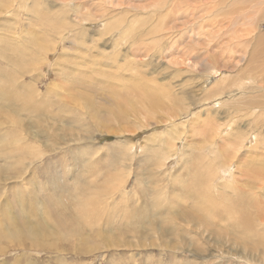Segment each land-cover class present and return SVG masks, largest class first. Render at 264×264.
<instances>
[{"label": "rangeland", "instance_id": "obj_1", "mask_svg": "<svg viewBox=\"0 0 264 264\" xmlns=\"http://www.w3.org/2000/svg\"><path fill=\"white\" fill-rule=\"evenodd\" d=\"M16 1L19 0H0V82H7V75L11 73L18 77L23 74L31 85L34 83L30 80L39 79L38 88L46 97L32 98V106L40 102L56 105L47 111L30 113L27 119L23 117L28 125L39 123L41 119L43 128L50 130L52 138L45 137L46 133L42 135L39 130L28 129L25 124L27 130L23 121L17 122L18 132L10 126L0 128V158L8 154L21 161L16 166L9 159L0 161V187L4 184L0 188V230L13 216L2 213L6 203H10L14 214H18L22 207L13 203L16 199L27 202L29 205H21H28V210L39 200L37 210L27 216L32 219L36 215L47 218L40 206L46 201L45 207L50 210L49 226L55 225L54 228L50 226L48 232H54L51 243L57 248L53 252L42 249L25 252L17 246L8 247L0 256V264H264V235L253 242V251L245 252L230 237L219 236L213 231L217 226L219 230L222 228L221 222L216 217L207 220L209 216L205 214L203 204H200L198 214L203 217L205 226L203 222L196 224L186 219L185 222L168 215L170 225L165 226H175L184 232L180 235L182 238L172 234L163 238L151 229L144 230L143 233L148 235L147 242L155 243L147 248L136 245L137 241L141 243L140 235L124 236L121 230L113 229L112 232L103 227L102 237L108 233L107 236L114 240H108L112 247L107 248L110 244L95 237L89 226L85 232L86 240L81 241L66 222L68 213L78 211V207L71 208L74 195L83 198L89 192L90 196L89 188L96 187L95 199L93 195L88 199V195L84 196L85 200L94 199L95 202L102 198L105 186L119 189L117 187L125 180L130 183L129 195L137 193L140 197L133 208H143L145 204L151 206L154 194L148 192L154 189L159 198L177 200L176 203L165 201L163 204L167 203V208L189 211L193 196L201 195L198 190L190 194L182 189L198 186L205 177L210 182L206 166L210 169L215 160L207 154L215 152L220 156L216 158H227L225 152L232 147L230 141H222L232 133L227 127L240 128L241 138L252 135L264 145V54L251 53L256 46L260 49L257 38L264 36V0H22L20 10ZM106 31H109L107 35ZM214 36L222 37L220 46L214 48L215 54H206ZM239 39L244 41L243 47L247 46L245 51L228 44L229 40L235 43ZM135 50L143 52L134 55ZM218 74L224 77L220 87L229 91L251 87L252 95L245 96L237 91L235 94L239 95L234 101L247 98L260 103L262 110L258 114L263 115L260 123L256 115L252 120L239 119L235 108L231 116L230 107L219 106V101L215 102L219 99L216 96L210 100L205 98L203 87L210 75ZM160 87L163 90L156 91ZM164 92L170 94V99L165 98ZM21 93L27 95L28 91ZM83 94L93 100L94 106L88 107L95 109L106 125L91 120L93 114L81 103ZM221 100L222 104L227 101L226 98ZM22 103V106L30 107L24 101ZM185 112L192 116L188 117ZM197 113L202 115L201 120L198 118L201 124L190 125ZM143 123L145 127H142ZM216 123L221 124L220 127ZM257 126L261 127L260 139L255 134ZM35 134L39 135L38 140L32 137ZM13 139H22L19 145H27L22 149L27 155L23 157ZM246 139L239 146H246L244 162L254 173L264 162V146L258 144L254 149L256 142ZM16 170L27 173L20 178ZM33 171L37 173L33 174ZM148 175L156 181L148 182ZM76 186L80 189L78 194H75ZM203 199L207 201L205 197ZM51 215L57 224L50 221ZM95 220L97 223H93L101 226L105 222L103 216L101 220L100 217ZM61 221L66 225L60 226V230L56 226L59 227ZM234 223L235 227H241L240 221L234 220ZM132 224L138 226L135 222ZM260 229L264 232V228H257V231ZM8 232L2 233L0 240ZM247 232L254 238L252 228ZM123 240L135 246H115ZM166 242L180 243L181 250H162L160 244Z\"/></svg>", "mask_w": 264, "mask_h": 264}, {"label": "bare ground", "instance_id": "obj_2", "mask_svg": "<svg viewBox=\"0 0 264 264\" xmlns=\"http://www.w3.org/2000/svg\"><path fill=\"white\" fill-rule=\"evenodd\" d=\"M244 1L251 2L252 0H244ZM38 2H39V0H38ZM66 2H67V0H66ZM66 2H65V4H67ZM20 4H21V6H20ZM16 5H18V10H20V8L22 7V0H19ZM19 6H20V8H19ZM20 15H21V13H20ZM109 31H106L105 35H107L109 33ZM236 32H237V30H236ZM236 35H237V33H236ZM247 35H248V33H247ZM238 36H240V35H238ZM248 37H250V36L248 35ZM221 38H222L221 36H218V37L214 36V38L211 41V43L213 42V45L211 43L208 44L205 53L206 54H210V53L215 54L214 48H219V46H220L219 40ZM249 40H250V38H249ZM242 42H244V41H242ZM242 42L240 41V39L236 40L235 43L232 42L231 40H229L228 44H229V46L241 47L242 49L244 48V51H245V48L247 46L243 47ZM34 43H35V46H37V42L34 41ZM232 43H234V44H232ZM236 43L237 44L239 43V44L236 45ZM257 43H260V46H261L260 49L258 50L257 46H256L254 48V50H252L251 53L263 55L264 54V36H259L257 38ZM38 46H40V45H38ZM131 49H133V48L131 47ZM142 52L143 51L137 52L135 50V52H133V53H134V55H138ZM246 53H247V51H246ZM249 53H250V51H249ZM212 69H214L213 66H212ZM1 74H2V70L0 68V75ZM221 74L209 76V81L206 83L205 88L203 87V89L205 90V91L203 90V92L205 93V98L207 100H210V99H212V97L216 96V98L217 97L219 98V99L215 100V102L219 101L218 105L220 104V105H226V106L230 107L229 111H231V116H232L234 108H235V110L239 113L237 115V117L239 119L247 117V118H250L252 120V117L256 115L257 121L260 123L261 119L263 118V115L261 113L258 114V112L262 110V105L260 103L255 102L251 99H247V98L242 99L240 102L234 101L235 97L239 95V94H235L237 91L243 92L245 96H247L246 94L252 95L253 93H252L251 87H239L238 90H231V91L227 90L226 88H222L220 86L222 85V83L224 81V77ZM16 75L13 73L8 74L7 75V82H2L3 84L0 82V128L5 129L6 126H10L13 129V131L18 132L19 127L17 125V122H19V121H23L24 122L23 127H25L27 129L26 125H28V124H26L23 117L25 119H27L26 117H29L30 113L34 115L39 110L47 111V109L49 107H51V109H53V105H56V104H52L50 102H49L50 104H44V102H40L39 104H35L32 106V101H31L32 98H35L38 95H42L44 98L46 97L45 95H43L41 93V90H39V88H38L39 79L30 80L31 82L34 83V85H31L28 82H26L25 76L23 74L21 75V77H18ZM98 82H101V80L98 79ZM12 85L15 86V89ZM157 88H159V87H157ZM22 90H27L28 94L26 95L25 93H21ZM162 90H163V88L160 87V89H158L156 91L160 92ZM143 94H144V91H143ZM165 95H166L165 98L170 99V94L168 92H164V96ZM222 98L227 99V101L223 102V104L221 103ZM1 99L9 100V101L5 102V101H2ZM91 100L92 99H89V95L83 94L82 99H81V103L86 107L85 108L86 111L93 114V115H90V116H92V118L90 117L91 120H93V121L95 120L98 123V125H102V126L106 125L103 121V117L102 116L98 117V115L95 113V109L88 107V106H94V103L92 102L93 100L92 101ZM22 101H24L26 104H29L30 107L27 108L26 106H22L23 105ZM172 102L175 103L176 100H172ZM259 105H261L260 108H259ZM19 107H21L22 110L19 109ZM41 111L39 112L40 115H42V113H43ZM217 111H219V110H217ZM4 112H6V113L4 116H2ZM80 113H82V112H80ZM184 114H186L188 117L192 116L187 112H185ZM56 115L57 114H55V116ZM198 115L195 116L196 119H193V117L191 118L193 120L190 121L191 122L190 125L191 124H195V125L201 124L200 120L202 117H200V116H202V115L201 114H198ZM171 118H172V116H171ZM171 118H169V119H171ZM174 118H175V116H174ZM198 118H200V120ZM191 119H189V120H191ZM209 124H212V123L210 122ZM217 124L218 123H216V125ZM220 125L221 124H218V127H220ZM145 126H146L145 124L142 125V127H145ZM181 126L186 128L182 122H181ZM210 126H208V127H210ZM29 128L39 130L40 133H42V135H44L46 133L45 137L50 136V130L48 132L47 131L48 128H47V130H45V128H43V126L41 124V119H40L39 123L29 124L28 129ZM232 128H234V127H232L231 125L226 128L227 131L231 130L232 133L229 134L228 138L222 139V141H225V142L230 141L232 144L231 150L228 152L227 151L225 152L226 154H228L227 158H224V156L221 159L216 158V157H220V156L216 155L215 152L214 153H212V152L210 153L209 151H208L209 153L207 152L208 153L207 157L210 159L214 158V160H215L214 163H212L213 165L210 167V169H209V165L206 166V167H208V169H207L208 173H206V175H210L209 176L210 182H209V180H206V177H205V181L202 180L201 182H198V184H199L198 186L194 185V186L185 187L187 183L185 184V186L183 185L185 187V189H182V190L185 193L192 194L198 190L199 194L201 195V196H197V195L193 196L192 206L188 208V209H190L189 211L185 210V211L180 212L179 208L178 209L167 208L166 204L168 202L176 203L177 200H176V202H174L175 200L173 201V200H168L167 198H165V199L159 198L160 196L156 195L157 193L154 192V191H156L154 189H150V192H148V194H151V193L154 194V197H151V198H154L153 204L151 206H150V204H149V206L147 204H145V206L143 208H139V209L133 208L134 204L138 203L140 197H139V194H137V193L134 195H129V193L127 191H128V187H129L130 183L127 180H125L123 183H121L122 184L121 186L117 187L119 189H114V187H110V186L106 187L105 186L106 191L105 192L103 191V195L101 194L102 198L98 199V201H95V202L93 201L95 199V196L93 194H95L94 190L96 189V187L94 189L92 187L89 188V186H88V188L91 189L90 194L94 196V199L92 201L84 199V196L86 197V195H88L89 192H88V194L87 193L84 194V196H83V192H81L80 195H82L83 198H81V197L77 198L76 195H74L75 198L73 199V201L71 203L69 202L70 204L73 205L72 207L70 205V207L72 209H75V208H73L74 206L78 207L77 212H70V213H68V215L66 217V222H68L70 224L69 228L72 230L74 236H77V239H80L81 241H85L86 240L85 232L88 229L87 227L89 226L90 229L92 228L93 232L90 230L89 231L94 233L96 235L95 237L102 238V239L106 240L107 242L109 239L113 240L107 236L108 233H106L105 236L102 237L103 233L101 231L102 230L101 227H103V230L107 229L108 231H112L113 229L114 230H121V234L124 236L128 235L130 233H134L135 234L134 236L140 235V239H138V240L141 243L138 244V241H137L136 245H139V247H141V248H145V247L147 248L149 246L153 247V246H155V243L152 244L150 242L149 243L147 242V236L148 235L146 236L143 233L144 230L151 229V232L155 231V233L157 235H159L160 237H163V238L168 236V235H171V234L175 235L176 237L182 238L180 235H181V233H184V232H181L175 226H168V227L165 226V225H170L169 223H167L168 217H169L168 215L176 216L173 218L174 219L176 218L177 220H178V218H180L184 221L186 219L189 222L199 224L200 222H203V217L198 214V212H200L199 206H200V204L201 205L203 204L204 205V212H205V214H208V216H209L207 218V220H211L210 218L216 217L221 222L220 226L222 228L220 230L218 229V226H217V228L216 227L213 228V231L216 234H218L219 236L225 235L226 237H230L233 240V242H235V244H237V246L239 245L241 248H243V250H245V252L253 251V248H254L253 242L259 240L258 238L260 236L264 235V232L263 231L261 232V229L259 231H257V228H264V181H263L264 179H260V178H264V162L260 165L259 169L254 170V173H253L252 168L247 167L245 162H244V157L246 155V148H245L246 146L245 145L239 146V144L243 141H247L246 138H248V140H249L248 142H251V143H253V141L256 142L254 149L258 148V144H260L261 146H264V145L259 143V141H257L255 139V137H253L252 135L245 136V137H243L244 139L241 138L240 136H241L242 132L240 131V128H238V129H232ZM260 128L261 127L257 126V129L255 131V134L257 133L256 136L259 139L261 138L260 133H259ZM2 129H0V131ZM50 129H52V125H51ZM217 129H219V128H217ZM221 129H223V128H221ZM180 130H181V128H180ZM205 130H206V128H205ZM220 131L221 130H219V132ZM4 133L9 134L8 132H4ZM31 133L32 132H30V134ZM130 133H133V132H130ZM182 133H184V132H182ZM220 133L222 134L224 132L221 131ZM215 135H217V134H215ZM218 135H219V133H218ZM18 136H21V135H18ZM32 137L36 140L37 138H39V135L35 134ZM221 137H225V136H221ZM21 140L13 139V141H15L17 143V147L21 151V154L24 157L27 154H24L22 149H24L27 145H25V144L19 145V143L22 142ZM125 144H128V146H129V143H125ZM170 145H172V144H170ZM220 145H221L220 147H222V144H220ZM124 146H126V145H124ZM220 147H219V151H220ZM33 148H35V147H33ZM10 150L12 152H14V149L12 147L10 148ZM221 150H222V148H221ZM147 151H149V149ZM7 159H9L12 164L15 163V164H13L14 166H16V164L21 162V161L19 162L18 160H16V158L14 156H11L8 154L4 155L3 159L0 158V161H4ZM24 160H26V159H24ZM225 161H228V163L224 164ZM40 162H38V164H40ZM219 162H222V163H219ZM160 165H162V164H160ZM23 166H25V165L23 164ZM164 169H165V167H164ZM20 170H24V169H20ZM14 171H12V172H14ZM30 171H32V170H30ZM161 171L163 172L164 170H161ZM17 172H19V173H16V175H18V177H20V178H23L24 174L27 173V171H25V172L17 171ZM165 172H166V170H165ZM35 173H37V172L33 171V174H35ZM150 174H152V173L150 172ZM13 175H15V174H13ZM63 175H64V172H63ZM6 176H7V174H6ZM99 177H101V176H99ZM20 178H18V179L20 180ZM25 178H26V176H25ZM148 179H149L148 182H151V183L156 181L151 177V175L148 177ZM199 179H200V177H199ZM23 181L26 182L25 179H23ZM21 182L19 181V183H21ZM107 183H110V182H107ZM3 185L1 187H3ZM133 186L135 187L134 184H133ZM133 186H132V188H133ZM165 186H167V185H165ZM10 187H9V189H10ZM20 187H22V186H20ZM41 187H43V186H41ZM85 187H87V186H85ZM199 187H201V188H199ZM107 189H111V191H107ZM79 190H80L79 187L76 186L75 194H78ZM83 190L84 189H82V191ZM157 190H159V189H157ZM9 191H12V190H9ZM17 191H18V188H17ZM85 192H86V188H85ZM161 193H159V194L162 195ZM8 194L11 195L10 193H8ZM117 194L119 196H117ZM91 195L90 196L88 195L86 199H88V197H92ZM143 196H145V195H143ZM98 197H99V195H98ZM145 197H147V196H145ZM186 197L187 196H185L184 198H186ZM204 197L207 199V201H204L205 200V199H203ZM31 198H32V196H31ZM96 198H97V196H96ZM9 199H11V198L9 197ZM33 199H34V197H33ZM65 200H66V198H65ZM9 201L10 200H8V202ZM76 201H78V203H76ZM165 201H167V203L163 204ZM38 202H39V200L37 201V203H35V205L33 207L29 206V210H28L26 208L29 205L27 202H24V201L20 202L19 199H16L13 203H17V204H19V207L20 206L22 207V208H19L20 212L18 211L19 212L18 214H14V212H13L14 208L11 206L10 203L5 204L2 213H10V214L12 213L13 216H11L10 219L7 220V222H5V224L3 225L4 229L0 230V235L2 233H6L9 231L0 240V256L4 253L5 248H8V247L14 248L15 246H17L18 248H21L25 252L31 251V250H36V249L37 250H39V249L50 250L51 252L55 251V249L57 248V245L55 243H51V240L52 241L54 240L52 237L54 235V232H53V234L51 232H48V229L50 228V226L52 227L53 224H51L49 226L50 222L48 223L50 210L48 211V209H46L47 207H45L46 206L45 204L47 202L45 201V202L40 203V206L42 207V209L44 208V210H43L44 214L43 215H45L47 218H42V217H39L37 215L34 216L32 219L27 218V216H30L31 214H33L37 210ZM66 202L67 203L65 206H67V204H68V201H66ZM21 203L28 204V205L23 207L21 205ZM178 204L179 203H177V205ZM148 207H149V209H148ZM192 207L196 210L194 211V209ZM67 208H69V207H67ZM69 210H68V212H69ZM150 210H152V212H150ZM57 211L58 210H56V212ZM190 211H192V212H190ZM0 214H1V212H0ZM211 215H212V217H210ZM101 216H103L105 218V222L103 223V226H101L99 223L94 224L93 221L96 222L97 220H95V219H98V217H100V220H101ZM50 217H52V219L50 218L51 219L50 221L54 222V224H57V223H55L56 218H54L52 215ZM234 220L240 221V224H241L240 228L235 227ZM63 221H61L59 223V227L57 225L56 228L60 229V228H62L60 226L66 225ZM146 221H148L149 223L146 224ZM254 221H255V223H254ZM132 222L137 223L138 226H134V224H132ZM185 222H187V221H185ZM1 225L2 224H0V226ZM205 225H206V223L203 222V226H205ZM54 227H55V225H53V228ZM250 228H252L254 231V235H253L254 238H252L250 236V234H248V232H247V230H249ZM73 229H74V231H73ZM256 232H258V233H256ZM73 234H72V236H73ZM69 238H71V237H69ZM143 238H145V240ZM255 238H256V240H255ZM142 239H143V241H142ZM132 244L123 240L122 243L120 242V243L116 244L115 246L116 247H120V246L129 247L130 245L135 246ZM111 245H112V243L110 245H107L106 247L107 248L112 247L113 245L112 246ZM180 246H181V244L178 242L170 243V244L166 242V243L160 244V248L162 250L163 249H165V250L173 249L174 251H179V250H181ZM95 248L96 247H94V249ZM42 250H40V251H42ZM133 250H134V248H133ZM136 250H138V249H136ZM86 251H87V249H86ZM211 254H212V252H211ZM28 256L29 255H27V257ZM20 257H23V256L21 255ZM23 259H22V261H23ZM18 260H20V259H18Z\"/></svg>", "mask_w": 264, "mask_h": 264}]
</instances>
